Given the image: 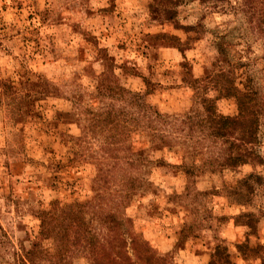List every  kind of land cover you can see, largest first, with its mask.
Segmentation results:
<instances>
[{"label":"rangeland","instance_id":"rangeland-1","mask_svg":"<svg viewBox=\"0 0 264 264\" xmlns=\"http://www.w3.org/2000/svg\"><path fill=\"white\" fill-rule=\"evenodd\" d=\"M41 2L45 5L43 10L39 7ZM200 2H211L214 8L228 3L231 8L230 0ZM248 2L238 0V8H232L233 14L243 16L253 36L264 37V25L257 26L253 18L254 14L257 18L259 6L262 8L261 1L252 0L253 7H256L252 11L247 10ZM53 3H67V0H0V32L13 30L20 36L19 29L27 21L29 28L39 36L40 30L32 28L31 24L37 17L41 28H63L66 21L59 9L50 6ZM179 5L174 6L165 0H154L150 5L155 24L159 27L170 24L175 31H183L186 37L182 42L180 36L167 32L145 36L141 43L156 50L154 60L171 64V48L179 49L182 55L187 50L186 60H195L193 45L202 38L204 29L201 24L182 26L176 20L178 13L175 9ZM31 7L34 12L25 16ZM164 10L174 14V19L166 20ZM109 13V9L99 10L101 16ZM86 15L89 19L94 17L90 10ZM70 27L73 33L80 32L78 23ZM43 40L52 42L47 36H41L40 40L23 36L21 44L31 43L40 49ZM89 42L95 44L94 38ZM0 48H3L2 44ZM117 49L126 50V46L120 44ZM182 67L185 81L189 82L195 64L186 63ZM216 67L214 63L212 69ZM35 71L39 79L21 81L17 87L11 77H2L0 65V135L6 128L20 126L19 133H9L10 140L0 141V264H94L92 260L96 254L104 264H109L108 257L115 258L119 264H159L154 252L147 249V243L133 235L132 221L123 213L132 196L143 187V169L149 162L148 152L138 134L146 137L153 151L161 144H168L170 148L180 144L184 149V164L171 170L174 178H183L184 190L170 197L171 203L187 212L180 234L182 239L191 238L195 245L202 239L204 230H213L211 221L222 226L234 220L235 227L248 229L244 233V242L235 244L240 257L245 261L260 259L264 264V245L259 243L264 224V177L253 173L237 180L234 185L223 184L220 191L215 183H210L211 177L217 173L222 178L225 169L236 172L240 165L249 162L264 164L258 154L264 143V111L255 113L260 117L254 145L241 147L242 144L236 141L240 138L239 132L224 138L217 135V117H235L239 113L236 99L223 97L229 82L235 87L233 79L224 73L214 74L205 69L204 91L211 87L219 93L216 100H206L215 113H205L203 108L202 112L193 110L184 114L182 119L178 116L161 119L155 113H147L135 106L138 101L133 94H138L134 93L138 86L132 80L123 88L117 81L106 77L94 86L92 93H83L79 89L69 93L47 80L52 71L50 65L40 63ZM221 88L224 93L220 92ZM237 89H256L264 104V78L250 75L243 82V89ZM142 99L145 103L143 96ZM69 125H75L70 128L74 137H68L62 131ZM53 136L60 142L53 140ZM173 136L183 139H170ZM34 138H39V143H35ZM69 143L73 147L69 149L71 157L67 164L43 162L45 157H55L58 153L66 156ZM250 148L253 155L249 158ZM237 156L245 157L246 162L229 166L230 157ZM52 171L62 175L46 176ZM198 184L202 190H197ZM220 195L228 200L229 207L254 211L241 212L237 216H215L208 205L211 197ZM153 214L148 212L146 216L151 219ZM246 223L252 225V229ZM87 233L90 235L85 237ZM253 237L257 241L255 244ZM87 240L93 242L91 249L87 247ZM213 240L217 241L214 246L205 245L209 251H194L198 264H233L229 242L218 235H214ZM105 241L108 247L102 251L101 244ZM150 254L155 258L153 262H149Z\"/></svg>","mask_w":264,"mask_h":264},{"label":"clouds","instance_id":"clouds-1","mask_svg":"<svg viewBox=\"0 0 264 264\" xmlns=\"http://www.w3.org/2000/svg\"><path fill=\"white\" fill-rule=\"evenodd\" d=\"M153 3L154 0H67V3H53L50 6L59 9L66 21L63 28H41L37 17L31 24L32 28L40 30L39 36L29 28L27 21L19 29L20 36L13 30L0 32V44L3 45L0 48L2 77H11L12 83L19 87L21 81L39 79L35 67L44 63L52 69L47 80L69 93L75 89L92 93L95 91L94 86L106 77L117 81L123 88L127 81L132 80L138 86L134 93L143 96L145 103L161 119H171L174 116L182 119L184 114H190L193 110L202 112L204 100H216L219 94L217 91L211 87L207 92L204 91L205 69L214 74L228 75L235 81V87L240 89H243V82L250 75L264 78V37L253 36L248 31L243 16L233 14L232 8H238V0H230L231 8L228 3L214 8L211 2L201 4L200 0H184L175 9L178 13L176 20L185 27L201 24L204 31L202 38L193 45L195 60H186L189 55L187 50L182 55L179 49L171 48V64L154 60L153 53L156 50L146 48L141 43L145 36L157 32L180 36L182 42L186 39L183 31H175L172 25L159 27L152 21L150 5ZM39 7L43 10L45 5L41 2ZM101 9H109V15L101 16ZM88 10L94 13L92 19L86 15ZM28 12H34V9L28 8L24 15L27 16ZM74 23L80 25V32L73 33L70 25ZM23 36H31L35 40L47 36L52 42L43 40L40 49H37L31 43L22 45ZM90 38H94L95 44L89 42ZM120 44L125 45L126 50H118L117 45ZM4 49L8 51L5 52ZM34 53L38 54L34 56ZM186 63L195 64V71L191 73L189 82L185 81V69L182 67ZM214 63L217 67L213 70ZM166 70L169 71L164 75ZM196 81L200 83L195 84ZM73 126L75 125L62 128L66 136L74 137L70 134ZM19 129V125L15 129L6 128L3 135H0V141L10 140L9 133H19ZM138 137L148 152L149 162L143 169V187L132 196L123 213L125 218L132 221L133 235L147 243L159 264H198L194 251H209L205 245H215L217 241L213 240L214 235L229 242L233 264H261L260 259L245 261L240 257L235 244L244 242V233L248 229L235 227L234 220H229L222 226L211 221L213 230H204L201 233L202 239L196 241L195 245L191 238L186 241L182 239L180 234L186 223L187 212L171 203L170 197L174 193L179 195L184 190L183 178H174L171 171L184 164V149L180 144L171 148L168 144H161L153 151L152 144L146 137L142 134H138ZM52 139L57 140L55 136ZM170 139L179 141L183 137L173 136ZM34 142L39 143V138H34ZM72 147L69 143L65 150L66 156L58 153L55 157H45L43 162L67 164L71 157L69 149ZM258 154L264 160V143L258 149ZM253 173L264 177V164L253 165L249 162L240 165L236 172L225 169L222 178L217 173L211 177L210 183H215L220 191L223 184L234 185L237 180ZM53 175L62 173L52 171L46 174ZM196 188L202 190L200 184ZM208 207L215 216H237L241 212L254 211L229 207V202L223 195L211 197ZM148 212L154 213L151 219L146 216ZM252 241L253 244L257 242L255 237ZM259 243L264 245V224L261 226Z\"/></svg>","mask_w":264,"mask_h":264},{"label":"trees","instance_id":"trees-1","mask_svg":"<svg viewBox=\"0 0 264 264\" xmlns=\"http://www.w3.org/2000/svg\"><path fill=\"white\" fill-rule=\"evenodd\" d=\"M167 3L169 4H173L175 5H179L181 4L184 0H165ZM201 1V0H200ZM261 1V6H259L258 8V15L256 18V15L254 14L253 18L256 21V25L257 26H261L264 25V0H260ZM249 5H247V10H255L256 7H253V3L252 0H249ZM244 6H246V4H244ZM166 8V7H165ZM245 11V10H244ZM164 14V18L166 20H173L174 19V14L172 13H168L165 10L163 11ZM228 86L226 87L225 90V95L223 97H233L236 99L238 106H239V113L235 116V117H223V116H219L216 119L215 124L218 126L217 130V135L221 138H224L225 136L230 135L235 133V132H239L240 138L236 139V141H239L242 145L241 147H243L244 145H254V143L257 141V132L259 129V125H258V119L260 117H258L257 114L255 113H263L264 111V104H263V100L262 98L259 96L258 92L256 89H249L247 91H239L236 87L233 86L232 83H228ZM227 91V92H226ZM221 93H224L223 89H220ZM139 96V97H138ZM134 99H137L138 103L135 104V106H137V108L141 109H145V111L147 113H155L153 109H151L147 104L144 103L142 96L139 94H133ZM204 103H206V100L203 101ZM203 103V108L205 113H215L213 111V109L211 108V106L207 105L208 103L204 104ZM156 116V114H155ZM233 146V145H231ZM236 147V146H234ZM237 148V147H236ZM238 149V148H237ZM253 155V151L250 148L247 156L250 158ZM230 161L231 163H229V166H237L240 163H245L246 162V158L245 157H230ZM247 227L252 229V225L246 223ZM90 235V233H87L86 235H84L85 237ZM86 240V239H84ZM89 243L87 245L88 249H91L94 245L93 242L91 240H87ZM240 246V245H239ZM239 246L237 248H239ZM108 247L107 243L105 241V243L101 244V249L102 251H105ZM96 247H94V249H96ZM243 247L240 246L239 249L242 250ZM147 249H149V247H147ZM149 251V250H148ZM94 254V253H93ZM94 256V255H93ZM149 262L152 261L153 262V256H149ZM157 260V259H156ZM94 262V264H104V262L101 260L100 257H98V255L96 254V256L93 258L92 260ZM118 261H116L115 258L113 257H108V263L109 264H119L117 263Z\"/></svg>","mask_w":264,"mask_h":264}]
</instances>
